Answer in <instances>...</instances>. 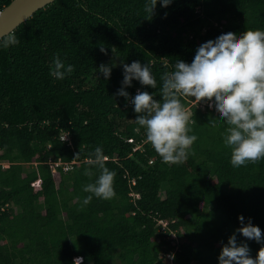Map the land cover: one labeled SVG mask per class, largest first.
Masks as SVG:
<instances>
[{"label": "trees", "instance_id": "1", "mask_svg": "<svg viewBox=\"0 0 264 264\" xmlns=\"http://www.w3.org/2000/svg\"><path fill=\"white\" fill-rule=\"evenodd\" d=\"M12 1L0 0V11ZM145 2L55 0L11 33L17 45L0 48V162L8 165H0V264H166L169 253L172 264H218L238 216L264 235V158L232 167L226 125L208 123L217 111L192 107L187 159L164 163L137 131L133 105L116 95L122 65L138 60L157 86L133 81L125 90L162 102L161 76L178 60L191 63L203 41L264 30V0H173L157 3L151 18ZM57 54L74 66L62 80L49 75ZM113 62L105 80L98 68ZM97 146L115 172V195L81 207L83 186L100 174L90 158ZM160 219L176 242L159 232ZM247 243L255 258L261 245Z\"/></svg>", "mask_w": 264, "mask_h": 264}, {"label": "clouds", "instance_id": "2", "mask_svg": "<svg viewBox=\"0 0 264 264\" xmlns=\"http://www.w3.org/2000/svg\"><path fill=\"white\" fill-rule=\"evenodd\" d=\"M172 2L146 0L144 11L151 18L157 3L167 8ZM18 43L14 34L0 37V48L7 49ZM100 51L105 52V48L102 46ZM115 66V62L111 66L101 64L98 74L107 80ZM122 68V87L116 95L133 105L134 112L139 114L135 119L140 126L137 131L144 129L146 142L151 144L162 162L183 163L196 139L194 132L189 134V125L194 123L192 115L189 117L180 97L190 98V108H201L199 105L208 101L207 106L217 111V118L208 123L226 125L223 144L231 150L229 163L232 167L239 168L264 158V30L249 29L240 34L222 30L203 41L191 63L178 60L173 71L161 76L162 102L147 91L138 89L133 97L125 90L132 87L133 81L156 88L157 81L148 63L142 65L137 60L130 65L124 63ZM73 71L74 66L66 64L58 54L53 57L49 69L51 77L62 80ZM62 137V141L68 140ZM90 158L100 169V174L93 183L83 186L88 195L82 199L81 207L87 206L93 197L109 200L115 195V172L103 163L106 157L102 147L97 146ZM4 164L7 165L0 162L2 167ZM89 174L85 170V175ZM238 221L240 226L228 237L227 243L221 242L218 264H264L262 230L250 217L246 220L240 215ZM237 234L245 240L238 243ZM247 241L261 245L255 258L250 255ZM73 264H83V257L75 258Z\"/></svg>", "mask_w": 264, "mask_h": 264}, {"label": "water", "instance_id": "3", "mask_svg": "<svg viewBox=\"0 0 264 264\" xmlns=\"http://www.w3.org/2000/svg\"><path fill=\"white\" fill-rule=\"evenodd\" d=\"M55 0H13L0 11V37L11 34L36 11Z\"/></svg>", "mask_w": 264, "mask_h": 264}, {"label": "built area", "instance_id": "4", "mask_svg": "<svg viewBox=\"0 0 264 264\" xmlns=\"http://www.w3.org/2000/svg\"><path fill=\"white\" fill-rule=\"evenodd\" d=\"M207 105H208V102L201 103L199 106L201 107V109H205L207 107L208 110H210V111H216L212 108H209ZM62 139H67V138H66V136H64V137H62ZM49 164H50L51 169H53V167H59L61 165V163L53 164L52 162H49ZM3 166L7 167V165H3ZM64 170H66V168H64ZM157 224L159 227V232H163V233L167 232L168 233L167 239H171L173 241V243L176 242V236H175L174 232L170 228H168L169 223L167 221L160 219L157 221ZM169 256H171V257H169ZM171 258H172V253L166 254L165 263L166 264H172Z\"/></svg>", "mask_w": 264, "mask_h": 264}, {"label": "rangeland", "instance_id": "5", "mask_svg": "<svg viewBox=\"0 0 264 264\" xmlns=\"http://www.w3.org/2000/svg\"><path fill=\"white\" fill-rule=\"evenodd\" d=\"M190 98H188V100H189ZM191 101V100H190ZM192 103V102H191ZM186 112L188 113V115L190 116V114H191V108H190V106L188 107V108H186ZM5 165V164H4ZM27 167H29V166H27ZM30 168V167H29ZM56 181L58 182V179H56ZM191 264H196L195 262H192Z\"/></svg>", "mask_w": 264, "mask_h": 264}]
</instances>
